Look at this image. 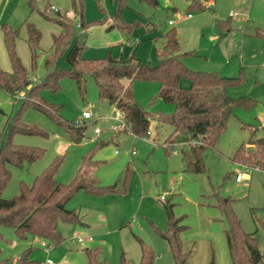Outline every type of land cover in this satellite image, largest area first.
<instances>
[{
    "label": "rangeland",
    "instance_id": "obj_1",
    "mask_svg": "<svg viewBox=\"0 0 264 264\" xmlns=\"http://www.w3.org/2000/svg\"><path fill=\"white\" fill-rule=\"evenodd\" d=\"M154 1L124 0V23L140 22L141 27L148 28L151 20L156 25V30L146 32L149 38L142 39L145 34L140 27L128 32L104 24L105 20L112 22L115 13L112 0H83V18L92 25L78 35L77 19L71 22L73 34L84 44L83 57L102 58L109 51L115 58L134 56L153 64L158 60L163 33L174 28L179 51L190 52L181 58L189 69L237 78L225 88L226 95L235 100L253 99L254 103L236 104L215 146L204 152L203 171L193 172L182 160V150L193 143L174 140L176 133L170 125L151 119V135L147 137L126 129L113 131L116 118L123 117L99 97L90 75L84 78L83 94L67 73L57 79L54 87L44 85L49 73L45 59L52 53L53 36L61 31L45 15L55 10L60 14L72 11L71 0H0V68L8 73L13 86L11 93L0 88V142L6 136V127L15 120L45 134H10L14 144L37 147L43 153L31 163L9 166L10 178L1 196L17 195L21 183L31 185L58 156L61 161L55 179L61 184H68L84 159L91 156L92 170L101 184L116 183L117 188H125L101 196L75 192L65 206L76 211L80 221L59 220L57 227L63 240L55 246L31 236L22 239L13 228L0 226V258L6 264H12L27 248L36 264H46L47 259L56 264H88L87 249H97L96 258L106 264H121V256L138 264L141 245L153 251V264H172L169 246L158 234L167 228L163 207L167 203L172 204L174 217H181L184 225L180 241L187 253L186 264H210L212 259L214 264H232L224 232L228 225L218 206L227 199L242 230L253 234L264 255V169H245L231 160L240 145L252 149L248 142L264 135V50L260 38L253 35L258 28L264 29V0H212V4L203 0L206 8L202 10L189 8L187 0ZM217 20L226 21L224 25H229L230 30L220 34ZM27 24L40 32L34 51L27 41ZM3 26L16 30L13 51L30 80L23 89H17ZM53 68L67 70L62 58L51 63L49 69ZM33 85L37 86L30 100L57 108L60 119L77 122L84 111L90 114L84 119L80 141L74 142L46 113L21 105ZM181 85L188 87V80H182ZM131 88L133 99L149 114L174 112L171 103L158 98L157 82L136 79ZM96 129L101 131L99 137ZM162 142L169 148L165 149ZM237 172L243 173L245 179L236 181ZM166 192V199L161 200ZM76 234H88L91 240L77 242L73 238ZM41 241L47 243L48 249L40 245Z\"/></svg>",
    "mask_w": 264,
    "mask_h": 264
},
{
    "label": "trees",
    "instance_id": "obj_2",
    "mask_svg": "<svg viewBox=\"0 0 264 264\" xmlns=\"http://www.w3.org/2000/svg\"><path fill=\"white\" fill-rule=\"evenodd\" d=\"M115 13L110 27L126 29L128 32L141 27L140 22L124 23L121 13L125 6L124 0H112ZM152 4L154 0H149ZM189 8L202 10L206 8L203 0H187ZM73 16L60 14L55 10L52 15H45L55 21L61 31L52 38V53L45 59V66L49 70L44 85L54 87L57 79L64 73L73 78L83 94L85 91L84 78L90 75L98 88L101 99L108 101L123 118L130 122V130L134 134L144 136L149 130L151 119L170 125L174 131V140H190L192 145L182 150V160L185 166L193 172L204 169L203 155L207 148L214 147L217 139L227 127V121L233 114L236 104L248 106L253 99H232L225 93V88L237 81V78L222 75L216 71H201L189 69L181 60L183 55L190 52H180L179 42L174 28L163 33L160 49L157 50L158 60L151 64L134 56L123 59L111 56L109 51L102 58L83 57L84 44L73 34L72 19L78 18L80 28L85 29L92 25L83 18V0H71ZM72 17V18H70ZM102 22V20H100ZM98 21V22H100ZM151 27H143L151 32L156 25L150 20ZM226 21H216L219 33L228 32ZM4 41L10 54L14 74L17 79V89H23L30 80L13 51V40L16 30L3 26ZM255 37L262 41L264 50V29H257ZM40 38L39 30L32 24H27V41L34 51ZM62 58L67 70L49 69L51 63ZM155 81L159 84L157 96L174 106L170 115H151L132 96L131 84L134 80ZM188 80L189 86L183 87L182 80ZM37 85H33L23 97L22 106L30 105L44 113L60 125L74 142L80 141L84 131V121L78 122L60 119L57 108L41 101H32ZM0 88L12 92V84L7 72L0 68ZM77 125V126H76ZM12 132L24 134H43L40 130L28 127L15 120L6 127V136L0 142V226L13 228L15 234L25 239L27 236L48 241L53 246L61 243L63 237L57 227L59 220L79 222L76 211L67 209L65 204L75 192L82 190L88 194L101 196L108 193L125 191L117 188V184L103 185L92 173L93 162L87 156L82 167L68 184H61L55 179V172L61 157L55 158L49 166L37 175L31 185L21 183L19 192L10 198H3L1 190L10 178L9 166L19 167L23 162L31 163L38 159L43 150L37 147H27L14 144L10 140ZM45 135V134H43ZM252 149H245L240 145L231 160L245 166L264 169V135L248 142ZM125 185V184H124ZM229 200H224L218 206L225 214L227 228L225 229L226 242L232 264H264V255L259 252L256 239L252 233L242 230L239 221L232 211ZM167 228L158 234L168 244L172 255V264H186L187 253L183 251L180 232L184 228L181 217L173 215L172 204L163 205ZM88 264H106L96 258L97 249H87ZM154 253L141 245V257L138 264H153ZM0 264L6 261L0 258ZM12 264H36L30 258V248L23 250ZM121 264H131L121 256ZM210 264H214L213 259Z\"/></svg>",
    "mask_w": 264,
    "mask_h": 264
},
{
    "label": "built area",
    "instance_id": "obj_3",
    "mask_svg": "<svg viewBox=\"0 0 264 264\" xmlns=\"http://www.w3.org/2000/svg\"><path fill=\"white\" fill-rule=\"evenodd\" d=\"M66 15H68V16H73V12H72V11H70V12H66ZM77 21H78V18H77ZM169 23H171V21H169ZM77 27H78L79 30H80V32L77 33V34H78V35H79V34L81 35V34L83 33L84 30H83L82 28H80L79 22L77 23ZM117 112H118V111H117ZM118 113H119V112H118ZM119 114L122 116L121 113H119ZM122 117H123V116H122ZM88 118H90V114H89L87 111H84V112L82 113V119L79 120V121H77V122H78V123H82L84 119H88ZM116 121H117V123H116L115 125L112 126V130H113V131H118V130H124V129H126V130H128V132H131V130H130V122H128V121L125 120L124 118H123L122 120H120L119 118H116ZM95 133H96V136H99V134H100V130H99V129H96V130H95ZM149 135H151V131H150V129L147 130L146 135H144L143 137H147V136H149ZM163 146H164L165 148L168 147V145H166L165 143H163ZM243 166H244V168L246 169L247 166H245V165H243ZM235 179H236V181L239 182V181L245 179V175H244L243 173H241V172H237V174H236V176H235ZM167 194H169V193L166 192L165 194H162V195L160 196V199H161V200H165ZM73 238H74L77 242H84L85 240H88V241L91 240V236H82V235H77V234L74 235ZM40 245H41L43 248H45V249H48V247H49V246L47 245V243H45L44 241H41V242H40ZM46 264H56V263H55L54 261L50 260V259H47V260H46Z\"/></svg>",
    "mask_w": 264,
    "mask_h": 264
},
{
    "label": "crops",
    "instance_id": "obj_4",
    "mask_svg": "<svg viewBox=\"0 0 264 264\" xmlns=\"http://www.w3.org/2000/svg\"><path fill=\"white\" fill-rule=\"evenodd\" d=\"M208 3H209V4H212L213 1H212V0H209ZM188 16H189V14H188ZM109 21H110V20H108V21L105 20V21H103V22H104V24L109 25V24L111 23V22H109ZM142 21H143V20H142ZM215 24H216V22H215ZM229 27H230V26H229ZM140 28H141V29H140L141 32H143V33L145 34V37H143L142 39L149 38V37H147L148 35H146L147 33H146L145 29H144L143 27H140ZM155 30H156V29H155ZM218 37H219V36H218ZM137 39H138V38H136V40H137ZM185 56H186V55H183L182 57H185ZM182 57H181V58H182ZM183 63L185 64L184 61H183ZM153 64H154V63H153ZM185 65H186V64H185ZM113 107H114V106H113ZM114 109H115V108H114ZM115 110H116V109H115ZM83 121H84V120H83ZM120 131H122V130H118V131H116V132H120ZM122 132H123V131H122ZM125 132H126V131H125ZM100 134H101V131H100ZM100 134H99V135H100ZM97 137H99V136H97ZM163 142H164V141H163ZM163 142H162V144H161L162 146H163ZM174 147H175V146H174ZM164 148H165V147H164ZM168 148H169V147H167V148H165V149H168ZM116 152H117V151L115 150V153H116ZM92 173H93V175H95L94 172H93V170H92ZM100 184H101V183H100ZM79 191H82V190H79ZM93 196H95V195H93ZM65 205H66V204H65ZM65 207H66V206H65ZM82 224L85 225V223H83V222H82ZM86 225H87V224H86ZM85 236H90V235L87 234V235H85ZM85 241H88V240H85ZM85 241H84V242H85ZM15 260H16V258L13 259V262H14Z\"/></svg>",
    "mask_w": 264,
    "mask_h": 264
}]
</instances>
